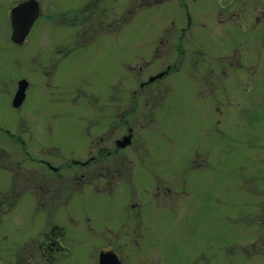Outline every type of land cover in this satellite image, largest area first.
<instances>
[{"label":"rangeland","instance_id":"rangeland-1","mask_svg":"<svg viewBox=\"0 0 264 264\" xmlns=\"http://www.w3.org/2000/svg\"><path fill=\"white\" fill-rule=\"evenodd\" d=\"M18 1L0 264H264V0H39L16 46Z\"/></svg>","mask_w":264,"mask_h":264},{"label":"water","instance_id":"water-1","mask_svg":"<svg viewBox=\"0 0 264 264\" xmlns=\"http://www.w3.org/2000/svg\"><path fill=\"white\" fill-rule=\"evenodd\" d=\"M38 15L39 6L36 0H23L13 6L10 11V26L12 28L10 39L17 44H21ZM26 85L27 82L24 79L18 82V88L12 100L13 106H18L22 103ZM118 142L122 145L128 144L130 140L129 137L124 136ZM97 259L98 264H122L119 258L110 251L100 252Z\"/></svg>","mask_w":264,"mask_h":264},{"label":"flooded vegetation","instance_id":"flooded-vegetation-1","mask_svg":"<svg viewBox=\"0 0 264 264\" xmlns=\"http://www.w3.org/2000/svg\"><path fill=\"white\" fill-rule=\"evenodd\" d=\"M7 132V134L9 135L10 131L8 129H5V133Z\"/></svg>","mask_w":264,"mask_h":264}]
</instances>
